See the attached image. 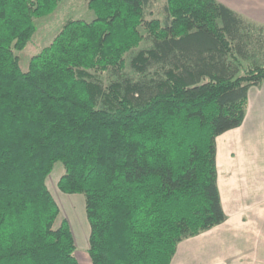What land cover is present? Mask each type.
<instances>
[{"label": "trees", "instance_id": "16d2710c", "mask_svg": "<svg viewBox=\"0 0 264 264\" xmlns=\"http://www.w3.org/2000/svg\"><path fill=\"white\" fill-rule=\"evenodd\" d=\"M59 1L0 0V264H79L46 184L56 162L58 189L83 196L92 264H169L226 219L216 137L264 80V26L218 0H165L161 19L154 0H85L94 17L66 19L22 69Z\"/></svg>", "mask_w": 264, "mask_h": 264}, {"label": "crops", "instance_id": "0c3cea01", "mask_svg": "<svg viewBox=\"0 0 264 264\" xmlns=\"http://www.w3.org/2000/svg\"><path fill=\"white\" fill-rule=\"evenodd\" d=\"M264 26V0H218ZM226 219L178 242L169 264H264V80L247 91L242 123L216 137Z\"/></svg>", "mask_w": 264, "mask_h": 264}, {"label": "rangeland", "instance_id": "374dc122", "mask_svg": "<svg viewBox=\"0 0 264 264\" xmlns=\"http://www.w3.org/2000/svg\"><path fill=\"white\" fill-rule=\"evenodd\" d=\"M164 4L165 0H154L151 7L147 9L146 18L161 19L164 14ZM93 17L94 13L87 7L85 0H60L52 13L35 17L34 24L36 31L25 47L17 51L21 68H27L30 57L51 40L66 19L79 18L90 20ZM140 30L144 32L143 28H140ZM148 45L149 42L143 40L137 48L147 47ZM136 49L128 52L125 57L127 62L125 70L128 74L135 77L137 75L130 69L128 61ZM255 58L256 61L264 65V48L261 49ZM248 66L249 62L244 61L243 69H246ZM62 172L63 168L61 163L56 162L46 178V184L60 208L61 215L65 216L70 224L75 241L74 254L79 264H92L87 252L89 226L85 217L83 196L78 193H63L58 189L57 181Z\"/></svg>", "mask_w": 264, "mask_h": 264}]
</instances>
